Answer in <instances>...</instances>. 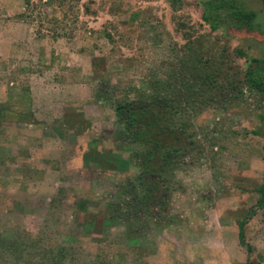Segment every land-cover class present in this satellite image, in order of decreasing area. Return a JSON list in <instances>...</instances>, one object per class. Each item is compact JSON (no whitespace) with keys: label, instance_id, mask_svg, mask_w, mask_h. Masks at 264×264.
Wrapping results in <instances>:
<instances>
[{"label":"rangeland","instance_id":"374dc122","mask_svg":"<svg viewBox=\"0 0 264 264\" xmlns=\"http://www.w3.org/2000/svg\"><path fill=\"white\" fill-rule=\"evenodd\" d=\"M244 1L264 16L260 0ZM201 12L198 0H0L3 236L61 247L60 264H264V207L244 226L249 255L238 238L237 221L256 202L264 172L263 140L252 133L264 101L247 91L194 118L196 147L175 172L176 187L153 215L141 217L139 238L131 239L108 208L137 172L130 156L136 146L118 136L112 101L147 91L148 76L167 69L184 31L205 33L208 42L222 36L209 30ZM254 36H222L241 74L247 57L264 56V35ZM80 100L91 123L80 127L76 112L66 119L82 130L91 125L92 136L107 143L108 168L105 150L100 163L94 159L97 142L86 165L66 158L74 132L52 112ZM0 264L32 262L27 254L5 255Z\"/></svg>","mask_w":264,"mask_h":264},{"label":"trees","instance_id":"16d2710c","mask_svg":"<svg viewBox=\"0 0 264 264\" xmlns=\"http://www.w3.org/2000/svg\"><path fill=\"white\" fill-rule=\"evenodd\" d=\"M260 1L264 7V0ZM198 3L202 7L201 19L211 32L226 38L264 35V16L248 7L244 0H198ZM183 34L185 41L167 63V69L148 76L147 91L135 99L112 101L120 126L118 136L136 146L130 156L137 172L122 184L119 192L124 199L108 203V208L111 216L121 219L131 239L141 236V217L153 215L155 205H161L176 187L175 172L196 147L194 118L207 108L239 100L245 91L264 101V56L247 57L241 74L222 36L214 35L208 42L205 33ZM235 52L245 56L242 49ZM258 119L252 133L262 138L264 151V111L258 114ZM254 190L256 202L237 221L239 242L245 246L247 255L252 246L244 239V226L264 207V172L261 184ZM24 239L23 235L8 238L0 233V256L10 255L18 260L27 254L32 264H60L61 247L45 248L37 241L26 244Z\"/></svg>","mask_w":264,"mask_h":264},{"label":"crops","instance_id":"0c3cea01","mask_svg":"<svg viewBox=\"0 0 264 264\" xmlns=\"http://www.w3.org/2000/svg\"><path fill=\"white\" fill-rule=\"evenodd\" d=\"M80 88H82V87H80ZM72 97H74V96H72ZM80 101H81L80 103H78V104L74 103V104H71L70 106H67L68 105L67 104L66 108L65 107L62 108L60 114H59V112H54V111H57L58 107L55 110H53V112H52L53 115L57 116V118H58V119H56V121H60V118L63 119L66 122V124H65V122L62 123L64 125V127L70 128V130L74 132V134L71 137H72V142L75 145L73 144V149H72V146H70V145H68V147L66 146V149L68 148V150H67L68 153L66 154V158H68V157H69V159L71 158V161L73 160L72 162H75V160H79L80 161V166L79 167L86 165L85 162L88 159H90V157H89L90 154L89 153L92 150L91 146L92 147L96 146V145H94V143L97 142V144H98L97 146L98 147H93L94 148V152L96 151V153H97V156L94 159L100 163V158L98 159L99 156L102 157V155L100 154V151H101V149L105 150V154H107V153H109V154L105 155L106 157L104 158V160H105L104 168H108V165H106V163H112L111 161H108V158H110L108 156H112L113 151H112V149H110V147H108V145H106L107 143L105 144L106 147L102 146V143H103L104 140H102V138L99 136V134H97V135L95 134L96 135L95 137L92 136V134H94V132H91V129H90L91 125H89V126L86 125V128H85L86 130H82L83 128H80L82 126V124L84 123V121L86 122L88 120L91 123V120H92V118L90 117V114L87 113V109H85V104L82 103L83 102L82 100H80ZM98 108L100 109V105H98ZM19 110L20 111H26L25 113H28L30 116H32V112H31L30 108L23 109L21 107V109H19ZM73 112H76V114L78 115V118L80 120V122H78V124L80 125V127L75 126L77 124H75L74 122L72 124H71V122L69 123V121L66 119V117H68V115H70V114H73ZM113 112H114V110H113ZM54 118H56V117H54ZM115 118H116V116H115ZM101 121L102 120L100 119L99 122H100V124L102 126ZM116 123H118L117 119H116ZM103 127H104V125H103ZM75 128H77L79 130L75 131ZM119 128H120V126H119ZM100 129H102V128L100 127ZM53 131H54V133H57L56 138H59L58 137L59 132L56 131L55 129H53ZM41 134H43V132ZM60 138L62 139V141H64L62 136H60ZM59 139H57V140L51 139V141H56L57 142V144L52 146L53 148L54 147L55 148H60V146L58 144ZM41 140H43L42 137H41ZM63 143L65 145L67 142L64 141ZM50 144H53V142H51ZM103 148H106V149H103ZM8 165H9V163H8ZM8 165L6 164L5 166H8ZM111 165L112 164H110L109 168H112ZM74 166H76V164H74Z\"/></svg>","mask_w":264,"mask_h":264}]
</instances>
